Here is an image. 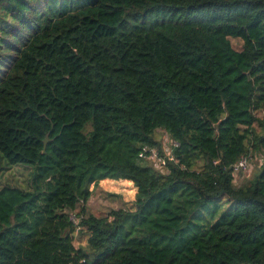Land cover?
I'll return each mask as SVG.
<instances>
[{"label":"trees","instance_id":"obj_1","mask_svg":"<svg viewBox=\"0 0 264 264\" xmlns=\"http://www.w3.org/2000/svg\"><path fill=\"white\" fill-rule=\"evenodd\" d=\"M163 133L157 170L139 155ZM13 166L31 175L0 187V264H264V0H0ZM105 179L136 194L97 217Z\"/></svg>","mask_w":264,"mask_h":264},{"label":"rangeland","instance_id":"obj_2","mask_svg":"<svg viewBox=\"0 0 264 264\" xmlns=\"http://www.w3.org/2000/svg\"><path fill=\"white\" fill-rule=\"evenodd\" d=\"M232 47L240 50L242 42L239 39L231 38ZM261 116V113H257ZM158 138V136H156ZM163 140V138H162ZM165 143V142H164ZM168 148V146L166 147ZM163 154L165 149H162ZM249 159L250 169L246 172L235 173L234 186H240L243 182L250 179L260 168V156H253ZM157 170H163L156 161H151ZM24 166V165H23ZM13 166L0 172V187L4 185L18 186L26 188L29 185L31 169L29 167ZM102 180L97 186L91 185V197L87 202V212L97 217L105 216L109 210L118 208H129L133 204L136 188L133 183H126L124 180ZM74 222L77 220L74 218ZM75 248H87V235L82 232H75L73 238Z\"/></svg>","mask_w":264,"mask_h":264},{"label":"built area","instance_id":"obj_3","mask_svg":"<svg viewBox=\"0 0 264 264\" xmlns=\"http://www.w3.org/2000/svg\"><path fill=\"white\" fill-rule=\"evenodd\" d=\"M163 140H162V148L165 149L163 156H159V154H157V152L155 150L152 149H145L144 151H142V153H140V157H145V152L148 153L147 156H149V158L152 161H156L158 164V166H160L162 169H164V165H165V158L170 156V149H171V144L173 146H176V143L174 142H170L167 135L165 133H163L162 136ZM165 142V143H164ZM168 146V148H166ZM171 157H169L170 159ZM249 167V162L247 159H241L239 160V162L234 166V170L238 171V172H245ZM155 168V167H154ZM160 170V169H159ZM72 220L74 221V218H72Z\"/></svg>","mask_w":264,"mask_h":264},{"label":"water","instance_id":"obj_4","mask_svg":"<svg viewBox=\"0 0 264 264\" xmlns=\"http://www.w3.org/2000/svg\"><path fill=\"white\" fill-rule=\"evenodd\" d=\"M47 140H45L44 142L46 143Z\"/></svg>","mask_w":264,"mask_h":264},{"label":"crops","instance_id":"obj_5","mask_svg":"<svg viewBox=\"0 0 264 264\" xmlns=\"http://www.w3.org/2000/svg\"><path fill=\"white\" fill-rule=\"evenodd\" d=\"M105 180H108V179H105Z\"/></svg>","mask_w":264,"mask_h":264}]
</instances>
